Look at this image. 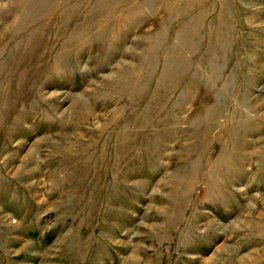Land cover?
Here are the masks:
<instances>
[{"label":"rangeland","instance_id":"rangeland-1","mask_svg":"<svg viewBox=\"0 0 264 264\" xmlns=\"http://www.w3.org/2000/svg\"><path fill=\"white\" fill-rule=\"evenodd\" d=\"M0 264H264V0H0Z\"/></svg>","mask_w":264,"mask_h":264}]
</instances>
